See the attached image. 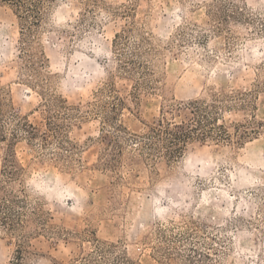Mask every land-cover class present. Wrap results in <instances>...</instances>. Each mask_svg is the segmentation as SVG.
<instances>
[{"label":"rangeland","instance_id":"374dc122","mask_svg":"<svg viewBox=\"0 0 264 264\" xmlns=\"http://www.w3.org/2000/svg\"><path fill=\"white\" fill-rule=\"evenodd\" d=\"M29 25L0 2V96L41 131L44 97L82 113L59 121L74 148L0 142V264H264V0H51ZM134 52L157 80L137 98ZM215 92L247 94L223 118L251 140L171 158L129 135ZM114 95L127 134L104 123Z\"/></svg>","mask_w":264,"mask_h":264},{"label":"trees","instance_id":"16d2710c","mask_svg":"<svg viewBox=\"0 0 264 264\" xmlns=\"http://www.w3.org/2000/svg\"><path fill=\"white\" fill-rule=\"evenodd\" d=\"M51 0H0L1 3L12 5L17 10L18 17L24 20L27 27L21 29V35L27 30L32 33V27L35 26L41 15L42 8H44ZM29 39V37H28ZM25 40L23 45L29 40ZM124 35L117 33L114 38L116 47L122 45ZM135 53V54H134ZM131 58L121 67V70L125 74L137 75L135 85L133 86V92L131 95L135 98L138 97L140 91H151L155 88L156 79L153 78V72L149 66L143 64L141 56L134 52ZM2 88H0V93ZM111 107L108 110L103 107L102 111L108 115V119L105 120L109 127L118 132L127 134V129L118 122V116H120L119 110H121L125 103L123 99L117 95L113 96ZM241 100L242 107H246L251 104L247 98L246 93H213L210 99L193 100L186 104H183V108L187 110V116L179 121H170L165 117L158 119L153 125L139 134H129L138 143L143 144L149 149H156L157 146H165L168 149L167 155L171 158H175L183 153L185 147L190 142H229L235 138L236 143L243 144L246 140H251L254 135L257 134L256 122L248 121L246 123L234 124L233 132L229 131V127L223 118V111H231V107L225 104L226 101ZM43 106L46 116L44 118V130H40L38 126L29 122L27 118L21 117L11 105L0 96V142H8L11 146L19 139L25 138L31 142H39L42 148L48 149L53 143L56 144V148L63 149L68 146L75 147L69 140L66 139L64 129L69 127V124H59L62 122L70 121V119H79L81 117V109L77 106H71L67 104V101L61 97L52 95L50 98H43ZM180 109L181 106H178ZM226 109V110H223ZM87 113V112H86ZM104 131V130H103ZM101 138H104L101 136ZM112 145L119 147V140L115 138L111 140ZM12 147V146H11ZM11 147L7 154L5 161L10 162L12 154ZM11 213L10 208H7ZM84 260L92 264V255ZM22 254L17 257L15 264H22ZM85 264V263H82ZM94 264V263H93Z\"/></svg>","mask_w":264,"mask_h":264}]
</instances>
